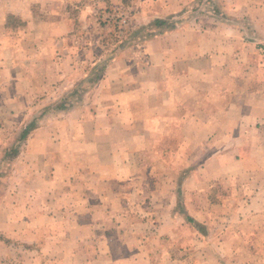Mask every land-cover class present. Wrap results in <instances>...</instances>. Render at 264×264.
I'll return each instance as SVG.
<instances>
[{
  "label": "rangeland",
  "instance_id": "374dc122",
  "mask_svg": "<svg viewBox=\"0 0 264 264\" xmlns=\"http://www.w3.org/2000/svg\"><path fill=\"white\" fill-rule=\"evenodd\" d=\"M48 1L34 7L36 21L50 18L45 15L51 11ZM262 10L255 0H74L70 12L75 31L54 42L38 40L39 57L28 63L38 78L27 89L20 80L12 84L14 107L30 109L9 110L5 104L7 111L0 112V264H131L127 252L136 246L146 254L140 264H264L263 177L235 183L236 199L231 201L230 188L217 192L214 175L200 174L196 183L204 190L198 201L207 199L206 204L187 207L191 190L184 192V182L194 168L212 171L214 150L223 145L179 143L178 137L194 133L178 128L171 144L161 143V129L155 137L144 126L154 101L147 104L150 98L144 93L134 112L129 104L130 87H146L143 79L150 65L160 62L157 51L164 43L165 54L179 59L183 42L211 33L234 42L235 55L243 57L246 70L243 84L264 90L259 79L264 68L258 65V54L264 56V32L258 29H264ZM5 23L7 37L20 48L12 63L18 71L32 50L31 39L23 42L27 24L13 15ZM42 57L48 62L36 63ZM63 57L67 63L56 61ZM111 65L121 77L107 87L102 81ZM174 66L182 70L180 64ZM26 69L24 65L20 71ZM46 73L53 75L44 77ZM212 74L220 80L221 75ZM212 74L206 78L213 79ZM205 79L193 83L182 75L175 80L191 93L199 92L184 110L191 109L204 121L229 85L225 76L216 84ZM117 87L128 92L127 97L112 101L110 92ZM131 134L139 142L124 143ZM120 155L124 165L116 161ZM247 164L255 167L258 161ZM174 201L176 207L170 210L161 204ZM151 212L160 215L162 223L144 218ZM188 213L201 222L196 224ZM167 217H184L187 224H164ZM143 218L147 223H140ZM146 224L162 238L147 235ZM235 233L245 237L226 239ZM138 236L142 238L136 240ZM175 243L188 252L179 254ZM122 255L129 257L121 260Z\"/></svg>",
  "mask_w": 264,
  "mask_h": 264
},
{
  "label": "crops",
  "instance_id": "0c3cea01",
  "mask_svg": "<svg viewBox=\"0 0 264 264\" xmlns=\"http://www.w3.org/2000/svg\"><path fill=\"white\" fill-rule=\"evenodd\" d=\"M255 1L258 2L259 9L262 10L263 8L262 11H264V0ZM48 2V0H0V112L4 110L7 111L8 108L9 110L16 109L17 111L22 112L30 109L29 106L21 109L14 107L17 101L14 98L16 93L13 91L14 86H12V84H14L16 80H20L22 84L26 85L27 89L30 81L38 78L36 74L31 73L33 71L28 69V63H32V58L39 57V55H37L39 52L38 40L46 39L54 42V39L57 41L59 38L68 36L75 31L76 20L70 12V4L73 3L74 0H50L51 11L45 13V15L50 16V18H44L37 21L35 20L34 7H44ZM105 2L109 4L110 0H105ZM121 2L120 4H122ZM9 15L18 16L27 24L25 27L26 32L24 33L25 39L23 42L26 43L28 41L27 38L32 40H30V43H32V45H30L32 46V50L29 53H26L30 54V58L25 57L22 61L27 67L24 71H20L23 69L24 65H20V69L18 71L12 67V63L15 64L16 62L13 54L17 53L20 48L12 43L11 38L7 37L8 27L5 20ZM1 16H4L5 18L1 19ZM258 29L261 32H264V29ZM213 34H216L215 37ZM188 35L194 36V34ZM217 36V33H211L209 37L210 39L206 35H201L199 37L197 36L196 39L186 40V42H183L179 46L182 50L180 52L182 58L179 59H177V57L175 58V56L172 57L171 55L165 54L166 43H164L162 48L159 44L161 51L157 52L160 54V62L158 63L157 61L150 65L149 72L146 75L147 80L142 77V79L146 82V87L144 89H140V87L135 86L130 87L131 89H129V100L131 101L129 104L132 112L135 111L137 104L143 101L142 95L144 93L148 96V98H150L147 101V104H150L152 100L154 101L152 108L147 111L148 120L144 123V126L147 129V133L150 135L153 134L155 137H157V132L161 129V143L171 144L175 128H178L181 131L184 130V132L185 129H189L191 133H194V135H190L189 137H185V134L181 135L178 137L179 143L208 145L209 147L217 145V148L219 144L223 145L217 150H214L217 151V153L213 157L215 167L212 171H208L203 167H201V169L194 168L192 172H190V178L184 182V192L187 188L191 190V192H189V199L191 201L186 204L187 207H190V203L193 202L195 203V207H197V202L200 203L202 207L206 204L207 199L198 201V194H201L203 192L202 190H204V188L199 189L201 187V183H196V177L200 174L214 175L213 184L216 183L218 185L216 189L217 192L223 188H226L227 190L230 188L233 196L231 201L236 199L234 196L236 194V189L234 190L233 187L235 183H239L241 180L245 179L250 180V178L256 175H261V177H263L262 181L264 182V90H260L258 88L250 90L243 84L242 81H245L246 79V70H243L244 66L241 63L244 62L243 57L235 55L234 42L231 41L229 37L222 39ZM16 42H18V39ZM21 43L22 42H20L19 45H21ZM151 43L155 42H149L147 46H150ZM174 47V45L171 46L172 52H174ZM249 48L253 49L252 47ZM5 53H8L10 56L6 57ZM258 57L260 58L258 63L260 69L264 68V56L258 54ZM64 58L65 57L59 58L56 61L60 60L61 62L63 61L67 63ZM46 60L47 58L44 59L42 57L36 63H40L41 61L43 63L48 62ZM54 64L56 65V63ZM177 64L181 65L180 68L182 70H180L178 66H174ZM115 66L116 65H111L106 70L102 81L104 86L112 87L115 85L114 82L121 77L117 76L118 72L116 70L117 67L115 68ZM186 68L189 72L183 71V69ZM31 69L34 70V66H31ZM212 72H215L217 75H221L220 80L222 81L225 76V80L229 85L226 90L218 94L220 98L219 102H216L217 106H212V108H210L212 114L204 121L198 116H195L191 109H188L189 111L184 110L185 104L191 103L192 101L190 100L195 97L197 99L199 92L198 94L195 91L191 93L186 90V88L184 89L177 85L175 80H179L182 75H185L190 76L192 82L195 83L197 79L204 80L212 74ZM262 74H264V69ZM52 75L53 74L46 73L44 74V77L51 78ZM212 76L213 79L206 78L205 80L212 81L213 84L220 81L218 80L219 78L214 77L213 74ZM259 79L264 81V76L259 77ZM102 90H105L104 93L107 91L104 88H102ZM27 92L28 91H26L24 95H27ZM110 94L113 95V97H110L109 99L117 101L120 98H126L128 92L123 90L120 91L119 87H117V90L111 91ZM5 104L9 107H4L3 105ZM196 105L197 102H194L195 107ZM206 109H208V105L206 106ZM191 112L193 114H191ZM111 124L112 122L109 123V125ZM104 125L105 123L101 124V126ZM130 125L133 129H136V132H138L137 124L132 122ZM158 136H160V133ZM136 141L139 142L138 137L132 136L131 134L129 138L124 140V143L132 144ZM255 151L257 153H254ZM256 154L258 155L256 156ZM115 158L117 159L116 161L120 160L121 162L124 159L123 155ZM130 159H135V154L133 152L130 153ZM248 160L251 162H253V160L258 161V164L255 167H249L247 164ZM122 163L124 165V161ZM130 164L131 166L133 165V163ZM230 165H238L239 167L237 169L230 168ZM190 182H194V184L191 185ZM193 194H195L196 197L193 196ZM238 199H242L240 194ZM161 204L170 210L171 208L174 209L177 203L174 201V203L170 204H166L165 202H162ZM262 208H264V206H262ZM188 216L193 218L196 224L201 222L197 217H194L190 213H188ZM144 218H147V220L152 218L153 221L157 220L158 222L161 220L160 215H155L154 212H151L150 215ZM144 218L141 219L140 223H147ZM226 221L228 222V219H226ZM160 222L162 223V221ZM163 222L164 224H166V222H183V224H187L186 218L184 217H182V221L174 217H167V220ZM151 228L149 224H146V229H149L146 232L147 235L153 237L158 236V238L162 236L160 235V232H151ZM236 236L238 238L245 237L242 233H235V235H228L226 239H234ZM146 237L147 236L145 235L144 238ZM138 238L142 237L138 236L136 237V240H138ZM181 238L182 237H178L176 240ZM259 238H261V236ZM174 246L177 248V252L179 254H186L188 252L187 248L177 247V243H175ZM196 249L197 248H191L189 251L192 252ZM248 250L250 252H257V250L252 247H249ZM152 252L153 251L150 250L149 255H151ZM166 252H168L171 256L170 251L167 250ZM127 254L130 256L129 260L131 264H140V262L143 261V256L146 255L140 251L138 246L133 247L132 252H127ZM129 256L122 255L120 256V259L123 260Z\"/></svg>",
  "mask_w": 264,
  "mask_h": 264
},
{
  "label": "trees",
  "instance_id": "16d2710c",
  "mask_svg": "<svg viewBox=\"0 0 264 264\" xmlns=\"http://www.w3.org/2000/svg\"><path fill=\"white\" fill-rule=\"evenodd\" d=\"M31 129H28L27 131H26V134H25V136H27L28 135V133H29V131H30Z\"/></svg>",
  "mask_w": 264,
  "mask_h": 264
}]
</instances>
